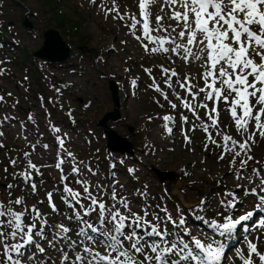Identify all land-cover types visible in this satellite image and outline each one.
<instances>
[{"label":"rangeland","instance_id":"1","mask_svg":"<svg viewBox=\"0 0 264 264\" xmlns=\"http://www.w3.org/2000/svg\"><path fill=\"white\" fill-rule=\"evenodd\" d=\"M46 1L0 0V24L5 26L1 34L18 38L21 43L0 47V90L11 92L0 101V118L7 117L6 110L22 114L25 109L32 121L26 130L19 123L12 133L8 123L2 128L8 134L0 133V199L6 201L10 196L9 186L4 184L12 183L5 171L11 161L6 160L15 158L46 166L57 178L59 170L72 173L76 197L83 194L86 199L81 198L74 212L70 211L73 216L68 217L62 211L67 206L65 191L60 185H52V177L28 183L27 190L35 195L28 198V229L24 233L10 229L5 244L0 237V264H120L113 258L114 239L107 241L108 229H98V221L96 226L86 227L83 220L82 225L76 218L78 209L82 212L93 207L98 213L101 207L111 227L113 221L121 225L122 220H138L136 215L147 217L149 206L148 221L158 225H169L166 216L156 221L153 216L166 212L174 218L184 212V231L201 246L212 241L222 222L232 218L231 213L264 212V202L260 201L264 200V0H252V6L244 0H56L54 9ZM253 9L263 18L257 19ZM53 10L66 14L69 21L56 27L51 22ZM25 20L31 28L25 27ZM74 22L79 25L77 33L68 30ZM48 28L60 32L71 56L51 64L36 59L29 62L19 49L25 47L33 57ZM82 37L89 42L81 43ZM234 70L240 76L236 80L245 81L251 110H246L234 86ZM38 75L44 85L37 84ZM109 79L119 86L120 119L100 125L104 114L114 109ZM60 80L67 86L63 90ZM220 87L223 94L215 100L214 93ZM38 89L43 90L40 92L45 99L37 96ZM213 101L219 103L216 115L205 107L206 102L211 105ZM66 110H72L74 116ZM211 117L224 120V130L213 128ZM46 118L56 121L49 129L60 126V139H67L60 149L55 143L60 133L44 129ZM68 123L74 127L71 129ZM103 130L116 132L131 145L134 141L142 143L141 150L135 151L140 166L137 191L131 189L130 174L122 164L112 167L109 154L97 165L94 154L103 149L107 152ZM231 142L244 148L247 162L236 161ZM58 155L64 164L57 163ZM12 166L11 162L10 172L17 173ZM154 169L173 173L165 180L167 185L185 206L191 207L177 211L179 205L170 202ZM110 171L115 172V178H109ZM18 182H23L22 176ZM143 183L146 187L139 189ZM55 188H59L54 193L59 211L48 215L50 223L44 222L37 216V209L51 210L46 197L50 194L45 193ZM64 188L70 196L75 195ZM194 188L205 189V194L196 195ZM90 202L95 204L91 206ZM114 207L120 213L127 211L129 217L115 219L111 216ZM188 211L195 213L191 220L187 219ZM21 218L25 215L17 216L16 223L23 227ZM260 222L263 226L258 224L239 248L227 245L226 234L231 237L235 229L231 225L222 235L225 242L220 248L215 246L211 259L223 258L224 264H264V218ZM46 224L48 231L40 235ZM66 227L71 230L67 232ZM29 239L36 243L25 248ZM145 242L142 252L133 249L141 264H147L145 260L173 264L172 259H177L173 254H163L164 248L153 239L139 243Z\"/></svg>","mask_w":264,"mask_h":264},{"label":"trees","instance_id":"2","mask_svg":"<svg viewBox=\"0 0 264 264\" xmlns=\"http://www.w3.org/2000/svg\"><path fill=\"white\" fill-rule=\"evenodd\" d=\"M56 2H57L56 0H47L46 1V4L48 6H50V8L53 7V9H54L55 8L54 6H55ZM68 21H69V18H68V16H66V14H64L63 12H60L58 10H53V18H52L51 22L54 23V25L56 27H59L60 24H63V22H68ZM0 27H2V26H0ZM68 27H70L68 30L75 31V33H77L79 31V25L76 22L70 24ZM1 33L3 34L4 32H2V30L0 28V41H2V42L3 41H6L5 36L4 35L2 36ZM88 42L89 41H87V39H84V37L81 38V43H88ZM83 47H85V46L83 45ZM19 51L23 55L26 56V60L29 59V62L33 59V58L29 57L30 56L29 54L31 52L29 53V50H27L25 47L22 46V48L19 49ZM32 61H34V60H32ZM18 62H20V59L19 58H18ZM25 63H26V61H24V64ZM35 78H36L35 79L36 82H38V84L42 85V83L39 81L38 77H35ZM43 90H44V88H43ZM43 90H37V91H43ZM134 144L137 147H140L141 146V144L139 142H137V141H135ZM233 157L236 159V161H239L240 160L239 157L244 158V160H246V157L244 156V154H242V155L241 154H239V155L237 154V155H234ZM10 170H11V168H10V165L8 164L6 171H8V174H9V177H10V181L12 182L11 185L8 184L9 187L7 189L9 191L10 196H9L8 199H6V201H2L0 199V219L2 217L5 218L4 221L0 223L1 224L0 232L2 233L3 236L6 235L5 237H7V238H9L8 237V233H9L10 229H12V228L19 229V230H21L22 233H24V232L27 231L28 226H29L28 221H30V216H29L30 213H29V209H28V201H29L28 198L29 197L31 198V197H34L35 196L33 193H31V192H29L27 190L26 187H28L27 186L28 183L26 182L25 184L19 185L18 184L19 177L17 175H15V174H11L10 173ZM45 173H47V174H45ZM41 174H43V175H41ZM41 174H40V177L39 176H36V179L37 178H39V179L44 178L43 181H46V180L50 179L49 178V176H50V177L53 178V179H50L51 182H52V185H55L56 186L57 183H59V180H57L53 176V174L50 173L48 170H43ZM175 179H176V176H175ZM160 187L166 189V191H165L166 192V195L169 197L170 202H172V204L179 205L177 207L178 210H182L183 207L184 208L191 207V205L185 206L181 202V199L172 192V190H171V187L172 186L170 187L168 185H166V186L163 185V186H160ZM194 189H195L196 195H201L203 193L205 194V191H206L205 189H200V188H194ZM42 198H44V197L42 196L41 199ZM10 207H13L14 210L12 208H10ZM161 207H163V206H161ZM22 208L25 211H23L22 213H20L19 210L22 209ZM159 209H161V208H159ZM62 211L68 212V210H65L64 208L62 209ZM46 212L48 214H50L49 211L46 210ZM20 215L21 216L22 215H25V218L24 219L21 218V220H20L21 221V225H23V227L18 226V224L16 223V221H18L16 219V217L17 216H20ZM163 216H166V218H168L169 221L170 222H173V223H177L179 218H183L180 215L179 216L177 215L174 218H169V216L166 214V212L163 213ZM191 218L192 217H189L188 214H187V219L188 220H191ZM33 219H36V218H34V216H33ZM6 223H8V227L5 226ZM4 232H6V233H4ZM153 237L158 238V236H157V234H155V232L153 233ZM216 239L217 238H215V240ZM180 240H181V238H171V239H166V242L165 243H166V245L168 247L173 248L175 250H178L182 246V243H181ZM191 247L193 248V254L196 255L197 253L195 252L194 247L193 246H191ZM197 259L200 260L199 257ZM199 263H201V262H198V264Z\"/></svg>","mask_w":264,"mask_h":264},{"label":"water","instance_id":"3","mask_svg":"<svg viewBox=\"0 0 264 264\" xmlns=\"http://www.w3.org/2000/svg\"><path fill=\"white\" fill-rule=\"evenodd\" d=\"M25 27L31 28L32 25L29 24L26 20L23 22ZM43 43L42 46L34 51L32 55L36 58H40L45 61L49 62H56V61H64L70 55V47L69 45L63 40L60 35V32L55 28H48L43 34ZM109 90L112 97V101L114 103L113 111L106 112L102 119L99 120L100 125H105L108 120L117 121L120 119V101L118 96V86L115 81L109 80ZM104 134L106 136V147L111 151H118V152H130L132 153V145L131 143H127L124 138H121L117 135L116 132L112 130H104ZM123 142L122 144L119 143L117 145L116 141ZM155 173L158 176V179L161 183H164L166 179L173 176V173L169 171H160L154 169Z\"/></svg>","mask_w":264,"mask_h":264},{"label":"bare ground","instance_id":"4","mask_svg":"<svg viewBox=\"0 0 264 264\" xmlns=\"http://www.w3.org/2000/svg\"><path fill=\"white\" fill-rule=\"evenodd\" d=\"M179 16V15H178ZM182 47V46H181ZM185 50H186V47H185ZM56 62H60V61H56ZM115 169V166L113 167ZM94 239V238H93ZM44 256V255H43Z\"/></svg>","mask_w":264,"mask_h":264}]
</instances>
